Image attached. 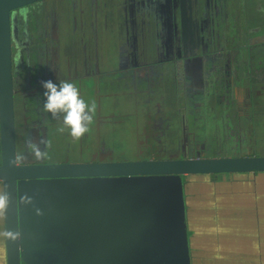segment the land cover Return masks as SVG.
I'll list each match as a JSON object with an SVG mask.
<instances>
[{
  "label": "flooded vegetation",
  "instance_id": "flooded-vegetation-1",
  "mask_svg": "<svg viewBox=\"0 0 264 264\" xmlns=\"http://www.w3.org/2000/svg\"><path fill=\"white\" fill-rule=\"evenodd\" d=\"M46 1L53 0L9 13L17 164L129 162L111 158L113 150L101 139L94 149L79 143L76 150L64 149L62 158H48L56 135L52 130L58 125L71 130L66 134L61 129V134L82 141L89 126L110 122L115 115L102 113L103 99L113 103L127 97L145 108L150 128L145 138L152 148L149 159L133 161L264 157L221 152L211 156L206 140L189 127V120L198 125L207 109L222 118L229 137L219 147L237 150L250 145L242 122L249 121L253 104L264 93V18L251 20L241 30L228 0H67L62 19ZM251 6L254 12L246 13L251 19H257L258 12L264 17L263 0H253ZM166 92L178 116L172 139L170 117L162 107ZM61 94L76 97L73 118H63L54 109L49 117L45 104L56 102ZM153 130H159L155 140L150 138ZM221 176L231 175L206 177L215 181ZM194 178L188 176V189ZM195 210L202 220L209 213ZM241 214L225 213L231 221L221 223L233 236L221 232L208 240L216 247L230 244L249 251L254 228L244 221L250 214ZM201 241L193 239L192 244ZM191 245L190 262L197 264L202 250ZM219 253L224 252L219 248Z\"/></svg>",
  "mask_w": 264,
  "mask_h": 264
},
{
  "label": "water",
  "instance_id": "water-1",
  "mask_svg": "<svg viewBox=\"0 0 264 264\" xmlns=\"http://www.w3.org/2000/svg\"><path fill=\"white\" fill-rule=\"evenodd\" d=\"M37 1L0 0L5 264H191L188 176L260 174L264 157L17 164L9 13Z\"/></svg>",
  "mask_w": 264,
  "mask_h": 264
},
{
  "label": "rangeland",
  "instance_id": "rangeland-1",
  "mask_svg": "<svg viewBox=\"0 0 264 264\" xmlns=\"http://www.w3.org/2000/svg\"><path fill=\"white\" fill-rule=\"evenodd\" d=\"M66 1L67 0H53L46 1V5H54L58 14L61 18L65 17L66 11ZM229 7L232 13L236 12L237 14V26L242 30L246 25L251 24V20H260L263 17L262 13H257V19H251L249 14L254 12L253 0H228ZM264 1V0H263ZM249 12L247 15L246 13ZM252 12V13H250ZM247 15V16H246ZM264 20V19H261ZM231 21H229V24ZM62 39L65 40L66 37L62 35ZM169 91V90H168ZM166 92L165 102L162 104L164 110L170 117V139L174 137L178 128V116L174 112L172 105V98L170 97L171 93ZM253 97V96H252ZM254 100V97L252 98ZM256 105L253 104V109L250 111L249 121L242 122L245 127V134L247 141L250 145L243 146L237 150H232L231 148H224V146L219 147L218 143L220 142H229V137L226 136V130L224 128V122L221 117L213 114L214 112H208L207 109L203 111V116L198 120V125L195 122L189 120V127L194 128L196 134L205 139L209 147V155L217 154L216 152H221V156H264V93L259 98L257 97ZM108 100V99H106ZM103 99L101 103V111L105 114L113 113L112 120L110 122H103L98 124L95 127L92 126L87 130V137L82 141L75 138L72 139L68 137L69 135L61 134V129L64 130V133L68 134L70 129L67 126L57 127L53 129L52 132L56 133L54 140L50 141L49 145L53 148V151L48 154V158H62L64 157V149H67L70 146L71 150L78 149V144L82 143L86 146L87 149H94L98 139H101L105 142V145L113 150L111 158L116 160H145L149 159L151 153V141L145 138L148 134L150 128L147 126L148 117L144 107L136 105V103L131 99L119 98L117 101L112 103ZM212 100V97H208L206 101ZM77 104V99L75 96L70 97L66 94H61L56 102L48 101L45 104V108L49 113L51 118L52 110L59 112L63 118L74 117V106ZM70 105L73 108L69 107ZM218 110L214 108V111ZM221 110V109H220ZM219 110V111H220ZM16 111V104L14 102V113ZM20 114V108L16 112ZM19 116V115H18ZM229 120H227L228 122ZM148 124V125H147ZM146 131V132H145ZM159 131V130H157ZM156 130H153L151 135L153 140L156 139L158 134ZM150 135V132H149ZM227 137V138H226ZM170 141V140H169ZM236 152V154H234ZM175 153V151H172ZM51 163H60V162H51ZM191 205V202H190Z\"/></svg>",
  "mask_w": 264,
  "mask_h": 264
},
{
  "label": "trees",
  "instance_id": "trees-1",
  "mask_svg": "<svg viewBox=\"0 0 264 264\" xmlns=\"http://www.w3.org/2000/svg\"><path fill=\"white\" fill-rule=\"evenodd\" d=\"M229 177L221 176L217 179L218 181L215 180L219 182L218 188V185L216 187L214 185L215 181L208 179L206 176L201 181L196 180L200 179L197 177L193 179L186 198L188 208H191L189 211L187 210L188 230L192 232L189 239L190 244H192L193 239H208L218 236L221 232L230 234L225 227L222 228L221 226L222 222L231 221L227 219L225 213L229 216L237 212L242 217L241 212L247 211L250 217L247 215L243 217L244 221L249 224H251V221L256 223L259 221L258 217H262L261 210L264 208V173L237 174L234 177ZM244 195L249 198L248 201H244ZM190 199H192L191 205L189 203ZM195 205L200 211L209 212L204 215V220L199 218L196 210L195 212L192 211V208L197 209ZM221 214L225 215V217L222 218ZM1 218L0 207V264H5ZM253 233V239L260 240L261 230L259 227H255Z\"/></svg>",
  "mask_w": 264,
  "mask_h": 264
},
{
  "label": "crops",
  "instance_id": "crops-1",
  "mask_svg": "<svg viewBox=\"0 0 264 264\" xmlns=\"http://www.w3.org/2000/svg\"><path fill=\"white\" fill-rule=\"evenodd\" d=\"M259 218V217H258ZM263 219V218H262ZM252 227H259L261 230V238L260 240L254 239V243L251 246L249 251L245 252L243 250H239L234 245H224L220 243L219 247H216L210 240L208 239H200L201 244L193 243V248H198L202 250V252L198 253L201 260L196 261L197 264H264V224L256 223L251 221ZM199 239H196V241ZM219 248L224 252L223 254H218ZM237 251H241V253H245V255H238ZM237 253V254H236ZM252 255V256H249Z\"/></svg>",
  "mask_w": 264,
  "mask_h": 264
}]
</instances>
